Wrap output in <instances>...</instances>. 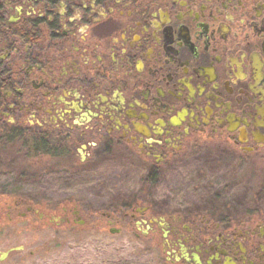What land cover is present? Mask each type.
<instances>
[{
  "label": "flooded vegetation",
  "instance_id": "af4514ba",
  "mask_svg": "<svg viewBox=\"0 0 264 264\" xmlns=\"http://www.w3.org/2000/svg\"><path fill=\"white\" fill-rule=\"evenodd\" d=\"M4 149L71 183L56 224L122 220L158 264H264V0H0ZM120 181L141 187L105 208L76 190ZM171 182L178 207L153 196Z\"/></svg>",
  "mask_w": 264,
  "mask_h": 264
},
{
  "label": "rangeland",
  "instance_id": "374dc122",
  "mask_svg": "<svg viewBox=\"0 0 264 264\" xmlns=\"http://www.w3.org/2000/svg\"><path fill=\"white\" fill-rule=\"evenodd\" d=\"M9 162L11 166H7ZM32 164L17 150L0 152V194L6 195L0 205V210L1 206L5 207L0 219V255L12 247L23 246L10 251L0 259V264H158L156 246L137 240L135 228L122 220L119 225L122 230L118 233L109 231L107 219L99 213L81 215L82 224L73 220L71 224L66 221L56 224L61 217L60 196L70 190L71 183L41 181ZM28 169L29 173L23 175ZM182 186L173 182L156 183L152 187L154 199L178 207L184 201ZM140 187L138 182L120 181L89 183L76 190L85 206L105 208L109 203L130 202ZM14 202L20 205L10 212L8 221L7 205ZM30 205L38 206L40 214L48 217L41 220L39 214L31 213L23 218L21 214ZM47 205L58 211L47 210ZM52 214L56 219L50 220Z\"/></svg>",
  "mask_w": 264,
  "mask_h": 264
},
{
  "label": "water",
  "instance_id": "95a60500",
  "mask_svg": "<svg viewBox=\"0 0 264 264\" xmlns=\"http://www.w3.org/2000/svg\"><path fill=\"white\" fill-rule=\"evenodd\" d=\"M81 223H83V222H81ZM110 231H111V233H118L120 231V229L112 228ZM21 248H23V246L12 247V248L8 249L7 251L2 252V255H3L2 258H4L10 251L19 250Z\"/></svg>",
  "mask_w": 264,
  "mask_h": 264
},
{
  "label": "trees",
  "instance_id": "16d2710c",
  "mask_svg": "<svg viewBox=\"0 0 264 264\" xmlns=\"http://www.w3.org/2000/svg\"><path fill=\"white\" fill-rule=\"evenodd\" d=\"M21 201V200H20ZM163 261V260H162Z\"/></svg>",
  "mask_w": 264,
  "mask_h": 264
}]
</instances>
